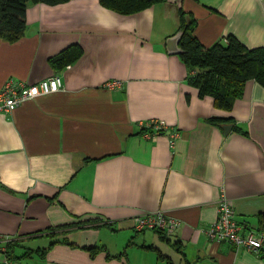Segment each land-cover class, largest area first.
Here are the masks:
<instances>
[{
	"label": "crops",
	"instance_id": "0c3cea01",
	"mask_svg": "<svg viewBox=\"0 0 264 264\" xmlns=\"http://www.w3.org/2000/svg\"><path fill=\"white\" fill-rule=\"evenodd\" d=\"M178 6L196 19L205 47L229 33L264 45V0H167L132 14L98 0L29 2L24 35L0 38V87L10 77L36 82L54 73L63 82L0 112V237L18 239L16 255L32 249L23 264H264V242L256 251L206 235L222 191L243 234L262 230L264 87L248 79L229 110L199 96L188 67L165 46ZM73 43L80 57L54 70L49 58ZM111 80L119 84L108 87ZM210 117L230 120L214 125ZM148 120L162 122V132H140ZM158 210L180 219L172 235L134 229L138 214ZM92 244L126 257L92 256L83 248Z\"/></svg>",
	"mask_w": 264,
	"mask_h": 264
},
{
	"label": "trees",
	"instance_id": "16d2710c",
	"mask_svg": "<svg viewBox=\"0 0 264 264\" xmlns=\"http://www.w3.org/2000/svg\"><path fill=\"white\" fill-rule=\"evenodd\" d=\"M68 0H0V38L14 42L24 35L26 27L25 11L29 2H44L47 4H56ZM100 4L110 10L120 14H132L139 12L153 4L161 3L167 0H98ZM178 27L182 31L179 45L182 52L178 55L190 70L187 76V82L195 86L199 96L209 95L213 98L214 104L218 108L231 109L234 100L242 95L243 87L248 79H254L264 87V45L248 47L242 43L235 35L227 34L222 41H217L209 47H205L194 34L196 19L191 13L186 12L181 6L177 8ZM82 47L73 43L62 49L59 53L49 58V62L54 70H60L66 65L74 62L80 57ZM230 119H220L210 117L207 121L214 125H220L222 122ZM235 130H240L234 127ZM152 132L153 126H142L140 132ZM162 131H160L161 133ZM264 215L260 220L262 225L259 229L264 230ZM93 219L72 221L69 223L51 225L44 231H37L36 235L46 233L49 236H55L57 233L66 232L71 227L84 226L85 223ZM260 222V223H261ZM111 227L109 223L104 222ZM160 237L165 239L167 235L159 232ZM60 241L67 242L62 238ZM56 241H52L49 245ZM133 244L131 239L128 245ZM19 245L18 241H10L5 244V248L0 247L3 255L17 264L20 257L29 255L32 249L25 248L22 255H16L15 247ZM144 246V245H143ZM152 248V246H145ZM47 248V247H46ZM46 248L38 249L39 254H44ZM83 248L90 251L94 256L99 250H105L108 258L126 257V251L122 250L118 254H110L104 246L96 244L85 245ZM159 255V254H158ZM167 264H173L167 261Z\"/></svg>",
	"mask_w": 264,
	"mask_h": 264
},
{
	"label": "built area",
	"instance_id": "2783aa9c",
	"mask_svg": "<svg viewBox=\"0 0 264 264\" xmlns=\"http://www.w3.org/2000/svg\"><path fill=\"white\" fill-rule=\"evenodd\" d=\"M118 84L117 80H111L107 81L106 85L115 87ZM62 86L63 82L58 73L36 82H26L10 77L0 87V112H9L24 101L56 92ZM145 125L153 126V131L148 133L151 137L160 134V130H163L164 127V124L157 120H148ZM180 225V219L160 210L140 213L133 219V227L137 231L155 229L162 231L167 236L172 235ZM242 230H244L243 225L234 218V209L230 199L224 191L220 192L217 199V216L206 228L207 237L216 243L230 241L236 246L257 251L264 242V230L250 229L245 234L242 233ZM0 264L17 263L3 255Z\"/></svg>",
	"mask_w": 264,
	"mask_h": 264
},
{
	"label": "water",
	"instance_id": "95a60500",
	"mask_svg": "<svg viewBox=\"0 0 264 264\" xmlns=\"http://www.w3.org/2000/svg\"><path fill=\"white\" fill-rule=\"evenodd\" d=\"M182 35L181 30H177L172 35H169L165 40L166 50L170 54H179L182 52V48L179 45V41ZM232 128L230 123H226L223 125V129L225 133H228Z\"/></svg>",
	"mask_w": 264,
	"mask_h": 264
},
{
	"label": "rangeland",
	"instance_id": "374dc122",
	"mask_svg": "<svg viewBox=\"0 0 264 264\" xmlns=\"http://www.w3.org/2000/svg\"><path fill=\"white\" fill-rule=\"evenodd\" d=\"M10 241H18V239H16V238H4V237H0V247L5 248V244L7 242H10Z\"/></svg>",
	"mask_w": 264,
	"mask_h": 264
}]
</instances>
